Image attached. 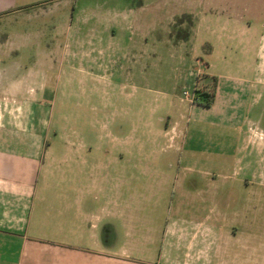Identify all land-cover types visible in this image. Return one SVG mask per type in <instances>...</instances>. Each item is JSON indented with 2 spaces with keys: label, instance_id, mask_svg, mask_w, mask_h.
<instances>
[{
  "label": "crops",
  "instance_id": "1",
  "mask_svg": "<svg viewBox=\"0 0 264 264\" xmlns=\"http://www.w3.org/2000/svg\"><path fill=\"white\" fill-rule=\"evenodd\" d=\"M57 1L0 0V17H6L17 6L26 12L29 6ZM188 13L194 15L195 23L190 39L177 43L190 48L180 63H193L201 57L199 46L207 40L201 39V33L207 29L213 42L208 41L213 58L208 72L218 79L213 104L206 107L185 101L182 93H170L161 108L147 111L153 122L143 124L137 103L128 107L116 104L122 115L116 131L108 121L113 104L108 101L107 50L103 38L97 36L101 22L90 27V22L79 28L70 25L67 41L63 42L71 50L70 55L81 47L76 34L84 28V32L89 28L92 33L96 28L88 46L90 50L100 49V55L95 56L90 52L79 58L61 59L58 54L44 57L39 52V28L21 26L20 49L26 53L36 51L11 60L6 41L1 38L0 264H160L155 261L156 245L152 244L159 230L154 221L141 215L159 192L170 195L166 227L180 224L182 217L190 221L189 215L194 213L200 236L205 224L211 226L213 234H220V194L248 193L252 185L205 186L203 169L187 168L185 163L195 162L201 168L203 162L212 161L232 171L243 164L237 174L243 176L253 170L251 163L257 156L264 160V26L253 22L247 25L239 16L230 15L224 23L213 26L197 12ZM56 47L59 49L60 44ZM251 64H259V71ZM218 65L224 67L219 69ZM78 74L80 80H98L100 87L83 89L85 101L78 105L83 107V115L75 118L67 110L66 127L61 131L60 119L55 120L54 113L73 105L75 91L63 93L68 97L67 104L60 106V82L72 81ZM114 88L120 99L134 97L122 81ZM126 113L131 114L130 120H125ZM77 122L83 126L78 128ZM127 126L129 133L123 135ZM141 129L150 131L143 139L148 148L140 147ZM162 162H168L167 167H161L165 166ZM173 164H179V169H173ZM141 175L154 178L153 183L142 187L148 196L141 195ZM161 176L200 180L191 185L186 181L175 185L155 183V178ZM210 189L215 192L211 200L204 196ZM183 191L195 194L189 198L187 215L183 212L187 209L180 206L182 197L171 195ZM229 197H233L229 215H234L241 205L236 195ZM209 205L216 210L211 225L204 220ZM246 205L250 200L244 208ZM249 215H234L229 222L227 233L233 246L228 264H253L257 251L264 257V242L260 250L253 252Z\"/></svg>",
  "mask_w": 264,
  "mask_h": 264
},
{
  "label": "rangeland",
  "instance_id": "2",
  "mask_svg": "<svg viewBox=\"0 0 264 264\" xmlns=\"http://www.w3.org/2000/svg\"><path fill=\"white\" fill-rule=\"evenodd\" d=\"M19 1L23 2L24 0ZM20 11V6H17L6 17H0V40L2 38L6 41V50L11 60H19L25 54L31 56L36 51L28 50L29 52L26 53L20 49L19 31L21 26H26L29 30L39 28L38 30L41 32L38 34L42 35L38 38V44L42 47L39 52L43 53L44 57H54L58 54L61 59H66L68 56L79 58L90 52H93V56L100 55V49L90 50L91 48H88L91 35L95 33L96 28L92 29L91 33L86 27L87 32H84V28L80 33L78 32L79 34H76L81 47L74 49V53H70V55L68 52L71 50H68L67 43L63 44V42L67 41L65 36L70 25L75 24L76 28H79L84 23L90 22V25H87L89 27L102 23V26H98L97 36L103 38L109 59L107 61L108 101L113 106L109 107L108 121L109 127L115 131L122 116L120 112H117L116 104H124L125 107H128L137 103L141 109L140 120L143 124V122H153L151 118L147 117V111L161 108L169 100L170 93L173 95L182 93L180 89L183 85H189L186 87H189L191 92L195 91L193 88L195 82L200 87L198 91L213 92L216 89L218 79L213 73L208 72L210 62L213 60L210 55L211 45L208 43L209 41L213 44L210 34L205 32L207 29L201 33V39H207L199 46L201 57L194 60L193 63L189 60L185 65L181 64V58L186 54L184 52L186 49L190 51V48L178 45L177 43L180 41L177 40L176 35L179 34L181 28L183 31L189 30V25L186 21L183 25L177 26L178 17L184 13L195 11L213 26L224 23L229 15L239 16L247 25L253 22L259 27L264 26V0H58L57 2L43 3L41 6H29L26 12ZM58 44H60L59 49L56 47ZM218 67L222 69L224 66L218 65ZM251 67L259 71V64H251ZM80 77L81 75L78 74L72 81L62 80L60 82V106L67 104L68 97L63 96V93L66 94L67 90L75 91V97L71 98L74 101L73 105H68L65 109L62 107L58 113H54L55 120L60 119L61 131H64L63 128L66 127L69 116L67 110L70 111V114L73 112L75 118L78 115H83V107L78 106L82 101H85L83 89L100 87L98 80L85 81L80 80ZM187 77L190 78V81H187ZM121 81L128 85L127 92H130L134 97H124L123 99L117 97L114 85ZM174 85L177 86L173 89ZM135 88L140 89L136 91ZM136 94L139 95L138 98H135ZM158 111L164 110L159 109ZM130 116V113H126L125 120H130ZM82 126V122L81 124L77 122L78 128ZM129 129L130 126L124 128L122 134L127 135ZM149 132L140 130L141 149L148 148L143 139L147 138ZM171 136L175 135L171 134ZM159 147L160 145H158ZM261 158L263 157L257 156L255 160H252L253 170L243 176L237 175L240 169H243V164H241V168L237 166L232 171L227 166L219 168V164L212 161L203 162L201 168L195 166V162L185 163V166L188 165L187 168L203 169V184L205 186L211 184L227 186L229 183H235L238 186L247 183L252 185V189L248 193L222 192L220 194L221 232L219 235L213 234L211 226L205 224L201 236L198 227L196 229L195 226L194 213L189 215L190 221L182 217L180 224L172 223L166 227L169 218L170 195L168 192L156 194L155 202H150L148 209L141 211V215L147 216L152 222L154 221L156 230H159L155 242L152 243L156 245L155 261L160 264H228V254L233 246L227 233L230 229L229 222L234 215L236 218H243L245 212H249V216H251L253 252L260 250V245L264 242V160L262 161ZM165 163L168 164V162ZM166 164L161 167H167ZM172 166L173 169H179V164ZM195 179L183 176H161L155 178V183L175 185L185 184L186 181L188 185H191L200 180L199 177H197V182ZM153 182L154 178L141 175L138 183L141 186V195H150L147 192L144 193L142 187ZM211 191L210 189L204 193L205 198L211 200V197L215 195V192ZM171 195L182 197L180 206L187 209L186 213L183 211L187 215V211L190 210L186 207L190 205L189 198L194 197L195 194L183 191V193ZM233 195H236V200L241 206L236 209L234 215H229V212L233 211L228 208L233 203V197L229 196ZM142 199L141 201H143ZM247 200H250V205H246L244 208V203ZM209 206L208 210L204 209V220L208 219L209 225H211L212 218H214L212 216L216 210H213L211 205ZM187 222L189 223L187 224ZM238 238H242V236ZM241 243L237 242V244ZM262 261H264V257L257 251L252 258V263L262 264Z\"/></svg>",
  "mask_w": 264,
  "mask_h": 264
},
{
  "label": "trees",
  "instance_id": "3",
  "mask_svg": "<svg viewBox=\"0 0 264 264\" xmlns=\"http://www.w3.org/2000/svg\"><path fill=\"white\" fill-rule=\"evenodd\" d=\"M186 21H188L189 30L183 31V29L181 28L179 34L176 35L178 41H188L192 35L193 26L195 23V19L192 13H184L182 16L178 17L176 20V25L181 26ZM214 100H215V90L213 92L197 91V102L199 104L209 107L213 104Z\"/></svg>",
  "mask_w": 264,
  "mask_h": 264
},
{
  "label": "built area",
  "instance_id": "4",
  "mask_svg": "<svg viewBox=\"0 0 264 264\" xmlns=\"http://www.w3.org/2000/svg\"><path fill=\"white\" fill-rule=\"evenodd\" d=\"M195 89L194 92H191L189 90V87H184L182 90V98L184 100H187L189 102H197V91H198V86L195 83V86L193 87Z\"/></svg>",
  "mask_w": 264,
  "mask_h": 264
}]
</instances>
